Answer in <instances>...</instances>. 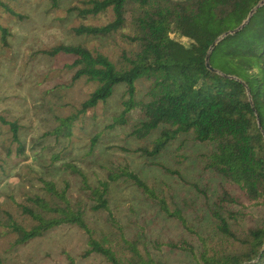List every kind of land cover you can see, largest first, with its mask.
Masks as SVG:
<instances>
[{
  "label": "trees",
  "instance_id": "trees-1",
  "mask_svg": "<svg viewBox=\"0 0 264 264\" xmlns=\"http://www.w3.org/2000/svg\"><path fill=\"white\" fill-rule=\"evenodd\" d=\"M52 2L57 4V0ZM0 6L21 17L5 0H0ZM73 9L83 19L108 10L112 14L100 24L80 21L73 26L75 34L107 37L120 32L129 44L116 58L81 41L57 42L41 50L50 56L66 54L72 80L85 78L94 83L80 106L66 115H55L56 124L45 133L69 140L86 110L106 101L118 85H123L119 109L109 114L107 125L128 126L129 136L140 139L155 134L133 150L153 158L181 135L211 144L202 167L222 183L213 200L205 201L206 211L213 226L238 240L240 248L211 250L205 235L189 224L183 210L177 205L171 207L128 164L106 167L105 176L93 184L77 164L68 160L61 165L79 178V191L85 200L78 195L71 198L67 182L59 189L52 179L40 176L43 189L55 200L33 194L28 202H17L34 223L25 226L8 214L14 243L24 244L69 225L84 232L86 248L78 254L63 249L65 264H77L78 257L91 253L101 255L109 264H164L148 248L144 224H138L133 236L120 229L126 251L118 254L110 239L98 238L86 219L88 211L103 212L120 226L108 195L111 183L124 179L132 181L162 213L196 236L200 248L188 238L179 243L166 242L189 252L193 264H264V0H87L86 6ZM172 33L186 36L189 42H181ZM0 35L6 43L9 30L1 23ZM139 80L146 82L142 88L138 87ZM0 125L9 129L16 154L22 156L24 145L18 138L17 120L0 113ZM101 133L99 130L91 135L88 155L94 152ZM41 147L46 148L44 144ZM62 157L59 152L51 154L53 161ZM249 207L261 208L263 214L240 237L231 220ZM153 245L159 248L161 242L155 239ZM0 264L8 263L0 257Z\"/></svg>",
  "mask_w": 264,
  "mask_h": 264
},
{
  "label": "rangeland",
  "instance_id": "rangeland-1",
  "mask_svg": "<svg viewBox=\"0 0 264 264\" xmlns=\"http://www.w3.org/2000/svg\"><path fill=\"white\" fill-rule=\"evenodd\" d=\"M5 1L21 17L0 6V23L9 30L6 43L0 35V113L17 120L18 138L24 145V153L22 156L16 154L11 132L0 125V257L8 264H65L63 249L78 254L86 248L85 234L76 226H61L24 244H15V234L7 225L8 214L25 226L34 223L17 205V202H28V196L42 194L48 200H55L43 189L40 176L52 179L59 189L67 182L69 196L74 199L78 195L80 200H85L79 191V178L61 165L65 160L77 164L93 184L97 178L105 176L106 167L128 164L168 200L171 207L177 205L183 210L189 224L205 235L211 250L239 249V241L219 232L206 211L205 201L213 200L222 183L219 177L202 167L211 144L181 135L153 158L133 150L155 134L140 139L129 136L128 126L111 128L107 125L109 114L119 109V98L125 92L123 85H118L106 101L86 110V116L73 127L75 134L69 140L45 133L56 124L55 115H66L80 106L94 83L85 78L72 80V69L66 65L70 58L66 54L50 56L41 50L57 42L81 41L93 50L116 58L129 44L120 32L107 37H85L73 32V26L82 20L100 24L111 19V11L83 19L73 6H86L87 0H57L56 5L52 0ZM172 35L183 43L189 42L186 36ZM145 84L144 80H139L138 87ZM99 130L102 133L95 150L88 155L91 135ZM56 152L63 157L53 161L51 154ZM108 198L120 226L110 222L103 212L88 211L85 216L95 235L110 239L118 254L126 251L119 232L123 230L126 235L133 236L138 224H144L147 246L164 264L194 263L189 252L174 249L166 242L179 243L182 238H188L200 248L196 236L162 213L132 181L112 182ZM262 214L261 208L249 207L243 215L231 220V227L241 237ZM155 239L161 242L159 248L153 245ZM77 264L109 263L101 255L91 253L78 257Z\"/></svg>",
  "mask_w": 264,
  "mask_h": 264
},
{
  "label": "water",
  "instance_id": "water-1",
  "mask_svg": "<svg viewBox=\"0 0 264 264\" xmlns=\"http://www.w3.org/2000/svg\"><path fill=\"white\" fill-rule=\"evenodd\" d=\"M215 42H216V40L212 43V46L215 44ZM208 57H209V54H207V56H206V62H207V64H208Z\"/></svg>",
  "mask_w": 264,
  "mask_h": 264
}]
</instances>
